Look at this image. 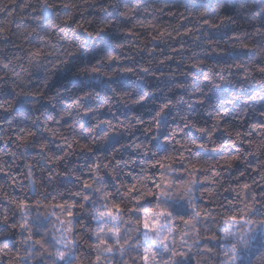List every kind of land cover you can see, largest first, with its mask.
<instances>
[{"label":"snow or ice","instance_id":"6c2138e0","mask_svg":"<svg viewBox=\"0 0 264 264\" xmlns=\"http://www.w3.org/2000/svg\"><path fill=\"white\" fill-rule=\"evenodd\" d=\"M15 3L2 10L12 15ZM140 3L101 2L116 14L85 28L73 18L75 0H25L31 23L19 33L0 27V41L26 53L29 67H19L35 78L19 91L0 87V264H264V0L251 31L230 28L234 17L218 11L225 0L191 12L153 0L144 18ZM156 12L171 20L159 23ZM93 37L108 40L102 55L90 56ZM153 43L197 70L196 87L145 120L130 106L147 97L123 78L156 73L125 64L135 57L124 48L146 52L149 65L175 59L156 57ZM12 64L0 60V82ZM55 72L76 79L53 95Z\"/></svg>","mask_w":264,"mask_h":264},{"label":"trees","instance_id":"16d2710c","mask_svg":"<svg viewBox=\"0 0 264 264\" xmlns=\"http://www.w3.org/2000/svg\"><path fill=\"white\" fill-rule=\"evenodd\" d=\"M24 2L25 0H16V3L12 5V15H8L7 11L2 9L4 8V5L10 3V0H0V27H8L11 28L13 33H19L27 23H31V21L26 20L25 17L29 15H35V13H32L30 9H21L20 5ZM75 2L78 4V7L72 10L73 18L76 23L83 24L85 28H89V21H91L93 25H96L100 23L104 17H110L116 14V10L111 7H109L107 11H104L99 7L101 2L107 3L108 0H75ZM113 2L118 3L120 10H123L126 4L135 5L137 0H113ZM152 2L153 0H141L140 11L136 14V16L139 18H144L146 14L144 13L143 9L145 5ZM160 2L162 3V0H160ZM168 2L174 5L173 11H176L177 9H179V11H185L184 6L187 5L188 11L191 12L193 10V5L198 3L206 4L211 2V0H168ZM225 2L228 4V7L218 9V11L221 15L227 14L234 17L236 23L230 24L231 29L240 30L241 26H243L244 29L251 31L250 24L258 23V21L253 20V17L255 11L257 10L256 5L259 4V0H225ZM32 3L34 4L35 0H32ZM154 14L161 17L159 23H165L171 20L170 17L163 16L161 13L156 12ZM185 23H187V21H185ZM17 25H20L19 29L16 27ZM128 26L131 27L132 24L129 23ZM72 27L75 28V24H73ZM117 27L110 28L109 32L119 36ZM138 31L143 30L138 29ZM225 31H229V29H225ZM58 35L60 37H64L65 33H58ZM66 35L68 39H71L73 33L67 32ZM218 35L222 34L218 33ZM84 38H86L85 34L81 32L80 36L77 38V43L82 41ZM224 39L227 40V37L225 36ZM256 39L259 40V38ZM13 40H16L17 43L20 42L16 36H13ZM100 40L101 38L93 37L92 41H90V47L95 50L90 54V56L102 55L103 49L108 47V40L106 38L103 40L102 44L100 43ZM149 46L156 47V57L163 58L165 55H172L175 59L173 61H167L165 64H159L158 62L154 61L149 65V60L153 58L149 57L146 52L137 53L135 48H129L127 46L124 48L125 52H128L129 55L135 57V59H125L123 61L125 64L134 65L136 67L141 65L149 66L156 73L154 76L141 73V75L145 77L142 81H136L135 78L131 76H126L123 78L130 83V90L133 91L134 96L135 93L142 91L147 97L143 104L130 106L131 108L135 109L138 114H143L145 120L151 118L152 109L156 108L162 100L166 98L178 99L179 96L185 95L186 92H191L196 87V84L193 83V77L197 71L196 69H190L184 64L178 65L175 61L182 59L181 56L178 53H172L171 49L166 44L153 43ZM176 46L179 47V45ZM192 46L195 47L194 44ZM220 47L225 48L226 45L221 44ZM160 49H164L163 53L160 51ZM119 51L120 50L117 49V52ZM227 51L232 52V49L228 48ZM15 56H21L22 59L15 60ZM185 56H187V54H185ZM217 58L218 57L214 56L208 59L209 65L214 63ZM257 58H259V54ZM8 59L13 60L12 67L15 68V71L8 72V76L6 77L7 84L0 82V87H3L4 90L8 91L9 93H11L12 88H16V90L19 91V88L21 87H33L35 84V78L32 77L30 79L29 73L23 72L19 67L21 64H23L25 68L29 67L26 53H24L21 49L13 47L7 42L0 41V60L7 63ZM4 71L5 70L0 69V75H2ZM184 72H187L188 75H182ZM161 73H163L162 76L160 75ZM48 79L49 88L51 89L50 94L54 95L56 88L60 87L62 84H66L69 88H71L72 84L70 81L76 78L67 76L66 72H55L54 74H49ZM202 79L203 78L200 77L201 81ZM92 83H96L98 87H105V85L100 82ZM177 83H185L186 88L184 90L176 88L175 85ZM251 90V87H249L248 91L250 92ZM65 95H68V93H65ZM213 99L215 100V96H213ZM260 106L261 105L259 101L256 105H254L256 108H259ZM59 107L62 108L63 106L60 105ZM4 115L5 114L0 113V120L4 118ZM4 127L7 128L8 126L5 124ZM2 147L3 145L0 144V148ZM4 159L8 160L9 162L11 161V157L6 156ZM0 183H4L3 177H0ZM2 206L3 204L0 202V207Z\"/></svg>","mask_w":264,"mask_h":264}]
</instances>
